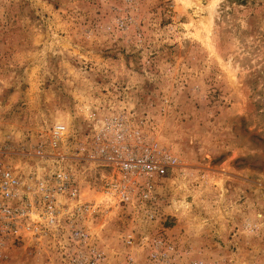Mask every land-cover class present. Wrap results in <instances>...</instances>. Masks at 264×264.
I'll use <instances>...</instances> for the list:
<instances>
[{
    "label": "rangeland",
    "instance_id": "374dc122",
    "mask_svg": "<svg viewBox=\"0 0 264 264\" xmlns=\"http://www.w3.org/2000/svg\"><path fill=\"white\" fill-rule=\"evenodd\" d=\"M90 260L264 264V0H0V264Z\"/></svg>",
    "mask_w": 264,
    "mask_h": 264
},
{
    "label": "built area",
    "instance_id": "2783aa9c",
    "mask_svg": "<svg viewBox=\"0 0 264 264\" xmlns=\"http://www.w3.org/2000/svg\"><path fill=\"white\" fill-rule=\"evenodd\" d=\"M63 130H64V126L56 125L52 129V134L56 138L60 137L61 133L63 132ZM118 164H120L121 165V169H123L125 171H129V170L136 171L137 169H142V170H144L146 172H156V173H158V172L162 173L163 172L162 168L159 165H157L154 162H151L145 156L144 157L130 156L128 158L119 160ZM72 195H75V193L72 192ZM52 213H53V211L50 212V215H51L50 218H49L50 222L54 221ZM15 230L16 229L14 227V231ZM75 236L77 238H81V237H84L85 234L82 231L78 230V231L75 232ZM96 254H94V256ZM89 263L90 264H95L94 260H90Z\"/></svg>",
    "mask_w": 264,
    "mask_h": 264
}]
</instances>
